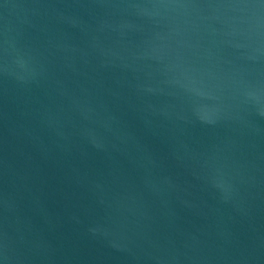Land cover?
Returning a JSON list of instances; mask_svg holds the SVG:
<instances>
[{"label":"water","instance_id":"1","mask_svg":"<svg viewBox=\"0 0 264 264\" xmlns=\"http://www.w3.org/2000/svg\"><path fill=\"white\" fill-rule=\"evenodd\" d=\"M0 264H264V0H0Z\"/></svg>","mask_w":264,"mask_h":264}]
</instances>
